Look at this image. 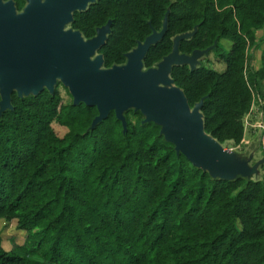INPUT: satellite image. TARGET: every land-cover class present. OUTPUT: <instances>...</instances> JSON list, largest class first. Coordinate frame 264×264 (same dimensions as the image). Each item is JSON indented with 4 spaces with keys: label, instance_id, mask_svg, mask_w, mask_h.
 <instances>
[{
    "label": "trees",
    "instance_id": "1",
    "mask_svg": "<svg viewBox=\"0 0 264 264\" xmlns=\"http://www.w3.org/2000/svg\"><path fill=\"white\" fill-rule=\"evenodd\" d=\"M11 1L21 13L26 1ZM72 18L84 39L111 23L97 52L104 69L124 65L164 21L145 69L195 30L179 53L211 48L223 71L198 62L194 70L173 66L170 78L190 109L203 101L208 136L242 143L264 83V47L258 69L248 56L264 28V0H95ZM11 107L0 113V220L15 222L25 239L5 250L0 236V264H264V173L214 178L134 109L123 114L125 129L113 111L92 128L97 109L64 102L58 85L52 94L13 92ZM53 123L67 130L63 137Z\"/></svg>",
    "mask_w": 264,
    "mask_h": 264
},
{
    "label": "water",
    "instance_id": "2",
    "mask_svg": "<svg viewBox=\"0 0 264 264\" xmlns=\"http://www.w3.org/2000/svg\"><path fill=\"white\" fill-rule=\"evenodd\" d=\"M17 13L14 3L0 0V113L10 110L11 95L33 96L44 89L53 93L58 80L72 97L74 106L95 107L94 128L113 111L126 127L124 112L139 111L145 123L161 127L160 134L174 145L194 167L220 179L246 177V172L223 159L220 144L204 132L200 101L190 109L183 92L173 85V66L187 65L194 70L199 59L211 48L180 54V41L192 37L195 30L177 36L170 54L155 67L145 69L142 61L149 48L166 33L153 31L142 43L125 55L126 63L104 69L97 52L110 34V22L84 39L71 28L74 12L84 11L95 0H25ZM93 58V59H92Z\"/></svg>",
    "mask_w": 264,
    "mask_h": 264
},
{
    "label": "rangeland",
    "instance_id": "3",
    "mask_svg": "<svg viewBox=\"0 0 264 264\" xmlns=\"http://www.w3.org/2000/svg\"><path fill=\"white\" fill-rule=\"evenodd\" d=\"M69 29V26L64 27V31ZM255 36L258 43L248 50L250 65L254 70L258 69L261 64L260 54L264 43L259 42L264 37V28L256 32ZM199 62L209 64L217 72H221L224 69L223 65L211 53L202 56ZM57 85L64 102L72 101V97L67 94L65 87L63 88L58 80L55 87ZM263 104L264 83H261L257 92L254 93L251 112L244 119L245 135L242 143L239 146H235L232 143L220 144V148L224 152L222 159L227 164L232 165V167L243 170V172L247 170L245 178L253 180L261 179V172L264 171L263 128H261V124L264 127ZM52 128L58 137H63L67 131L57 123H53ZM0 236L5 250H10L13 246L22 245L25 239L24 233L15 228V222L6 223L2 220H0ZM16 253L21 255L19 251H16Z\"/></svg>",
    "mask_w": 264,
    "mask_h": 264
},
{
    "label": "built area",
    "instance_id": "4",
    "mask_svg": "<svg viewBox=\"0 0 264 264\" xmlns=\"http://www.w3.org/2000/svg\"><path fill=\"white\" fill-rule=\"evenodd\" d=\"M261 128H263V133H264V127L261 124ZM263 144H264V135H263Z\"/></svg>",
    "mask_w": 264,
    "mask_h": 264
},
{
    "label": "crops",
    "instance_id": "5",
    "mask_svg": "<svg viewBox=\"0 0 264 264\" xmlns=\"http://www.w3.org/2000/svg\"><path fill=\"white\" fill-rule=\"evenodd\" d=\"M263 173H264V171L261 172V176H262Z\"/></svg>",
    "mask_w": 264,
    "mask_h": 264
}]
</instances>
